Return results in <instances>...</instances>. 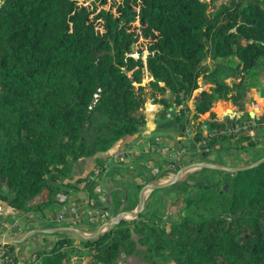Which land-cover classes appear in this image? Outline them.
<instances>
[{
    "label": "trees",
    "instance_id": "trees-1",
    "mask_svg": "<svg viewBox=\"0 0 264 264\" xmlns=\"http://www.w3.org/2000/svg\"><path fill=\"white\" fill-rule=\"evenodd\" d=\"M0 1V201L12 210H29L42 190L45 204L53 203L55 184L79 159L136 132L144 122V70L174 104L191 98L193 117L209 110L219 88L200 89L202 59L234 57L242 72L264 71V0H230L211 11L200 0H116L112 9L100 6L105 0L91 8L79 5L87 0ZM190 132L200 139L196 128ZM233 142L256 144L244 134ZM221 173L214 183L193 184L175 222L138 216L82 240L90 264L127 255L134 245L128 224L148 230L154 264H264V161ZM70 243L58 239L40 264H62Z\"/></svg>",
    "mask_w": 264,
    "mask_h": 264
},
{
    "label": "crops",
    "instance_id": "crops-1",
    "mask_svg": "<svg viewBox=\"0 0 264 264\" xmlns=\"http://www.w3.org/2000/svg\"><path fill=\"white\" fill-rule=\"evenodd\" d=\"M255 71H243L242 75L247 81ZM157 85L162 89L148 93L143 106L144 122L136 132L104 152L79 159L70 174L55 184L59 191L54 193L53 203L45 204L46 190L30 202L29 210H12L0 201V243L12 253L15 264H40L41 256L58 239L71 241L62 248V264H90V253L82 240L93 239L119 221L132 223L138 216L152 217L164 225L175 222L185 213L186 197L196 191L194 183L211 184L221 178V170L210 167L239 169L264 158V140L254 129L244 132L256 141L253 146L234 144V139L220 136L205 148H198L191 133L184 137V128L190 132L199 123H217L218 119H210L212 113L207 118L193 117L191 98L174 104L169 89L162 82ZM181 110L183 117L177 119ZM229 117L236 122L234 113ZM251 117V112L245 114V124L252 123L247 120ZM185 118L189 120L187 124ZM218 122L223 126L222 121ZM177 154L179 161L171 168L170 158ZM189 165L194 166L182 171ZM159 185L165 186L156 188ZM59 214L63 220L58 222ZM129 238L134 243L133 237Z\"/></svg>",
    "mask_w": 264,
    "mask_h": 264
},
{
    "label": "rangeland",
    "instance_id": "rangeland-1",
    "mask_svg": "<svg viewBox=\"0 0 264 264\" xmlns=\"http://www.w3.org/2000/svg\"><path fill=\"white\" fill-rule=\"evenodd\" d=\"M115 1L116 0H105V3L100 5L99 0H87L85 2L79 3V5H83L86 8H91L93 6H102L105 9H112ZM200 1L206 4L208 11H211L220 4L229 3L230 0ZM233 1L243 3L245 0ZM145 54L146 51L145 49H143L141 54L142 59H144ZM131 55L134 58L137 57L136 51L133 50ZM236 65L237 59L234 57L216 58L213 60L205 58L198 63L197 82L200 89L210 91L216 87L215 84L219 85V88L216 89L215 93L217 97L213 99L209 111H207L203 115H200V117L207 118L208 115L212 113V116H215L218 119L217 123H219L218 121H222L227 126L230 123H234L233 121H231L232 119H227V117L230 118L229 116L232 113H234L235 119L233 120H236L235 123L245 124V114H247V112H251L252 117L249 119L253 120L252 123H254L255 126L254 132L257 133L258 131V134H261L264 131V127L260 126L261 122H264V71H262V73L258 71V69L262 68L260 66L255 68V70L257 71L252 73V75H255L253 76L255 77V79L252 81V77V79L249 78L250 80L246 81L247 77L245 75H242V71H240L239 65ZM150 80L151 77L144 70L140 85L144 87L143 92L145 101L150 95L148 94L149 92L157 91L155 89L156 86L152 87L150 85ZM254 119H256V122ZM199 124H197V127L199 126ZM224 124L223 126H225ZM236 137L232 138L224 136L222 138L235 139ZM195 192L196 191H192L190 196H193ZM127 230L129 236H132L134 239V245L131 248L127 249L126 256L120 254L119 258L114 264H154L151 253L147 251L146 246L144 245L145 235L148 233V230L144 229L141 233H136L131 225L127 226ZM90 261L92 260L90 259Z\"/></svg>",
    "mask_w": 264,
    "mask_h": 264
},
{
    "label": "built area",
    "instance_id": "built-area-1",
    "mask_svg": "<svg viewBox=\"0 0 264 264\" xmlns=\"http://www.w3.org/2000/svg\"><path fill=\"white\" fill-rule=\"evenodd\" d=\"M261 127H264V122H261L260 124ZM254 123L250 124H238V123H233L229 125L223 126L220 130H213L209 129L205 124H200L197 128L199 134H200V139L194 140L195 144L197 145L198 148H205L207 144L213 140L216 139L217 137L220 136H227V137H236L241 134H244L245 131L248 129H254ZM191 133L189 132L188 127L184 128L183 130V135L188 136V134ZM192 134V133H191ZM179 161L178 154L174 155L170 158V167L175 168L176 164ZM75 211L71 210L72 215L75 218H78V215L74 213ZM89 214V213H87ZM63 220V215L59 214L56 217V221H62ZM0 264H15V259L12 253L9 251V249L4 245L0 243Z\"/></svg>",
    "mask_w": 264,
    "mask_h": 264
},
{
    "label": "water",
    "instance_id": "water-1",
    "mask_svg": "<svg viewBox=\"0 0 264 264\" xmlns=\"http://www.w3.org/2000/svg\"><path fill=\"white\" fill-rule=\"evenodd\" d=\"M1 2V1H0ZM96 97H94V99H95ZM93 99V100H94ZM93 104V101L90 103V105H92ZM264 161V158H261V159H259L256 163H253L252 165H249V166H247V167H244V168H239V169H230V170H228V169H224V168H221V167H210V168H214V169H216V170H221V171H229V172H235V171H239V170H244V169H246V168H251V167H253V166H256V165H258L259 163H261V162H263ZM196 165V164H195ZM197 165H201V166H206V167H208V165H204V164H197ZM192 166H194V165H189V166H187V167H184V169H182V171H185V170H187V169H189V168H191ZM179 176V173H177V177ZM165 185H159V186H157L156 188H162V187H164ZM135 214H137V213H135ZM102 234V233H101ZM98 236V234H96V235H94V237H93V239L95 238V237H97Z\"/></svg>",
    "mask_w": 264,
    "mask_h": 264
}]
</instances>
